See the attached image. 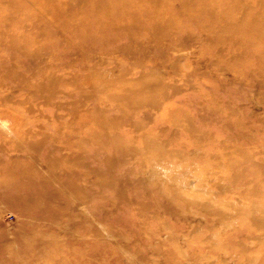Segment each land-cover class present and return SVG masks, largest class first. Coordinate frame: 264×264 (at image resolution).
Masks as SVG:
<instances>
[{"label":"rangeland","instance_id":"obj_1","mask_svg":"<svg viewBox=\"0 0 264 264\" xmlns=\"http://www.w3.org/2000/svg\"><path fill=\"white\" fill-rule=\"evenodd\" d=\"M64 1L0 0V264H264V0L152 43Z\"/></svg>","mask_w":264,"mask_h":264},{"label":"bare ground","instance_id":"obj_2","mask_svg":"<svg viewBox=\"0 0 264 264\" xmlns=\"http://www.w3.org/2000/svg\"><path fill=\"white\" fill-rule=\"evenodd\" d=\"M175 2H179L180 5L175 7L173 5ZM232 4L233 0H65L62 6L58 7V10L65 16L75 15V23L88 20L97 27L115 24L117 19L126 18L127 25L123 26V30L127 35L132 36L134 33L135 36L133 37L140 39L146 36L149 43H152L157 37L162 36L161 30H167L169 27H181L180 24H177L179 20H184L183 24H189L187 29L190 33H197L200 30L204 33L211 32L212 27L220 22L224 26L222 29H226L224 33L229 34V30L235 31L232 26V19L238 17L239 14L232 11ZM7 6L12 5L9 3ZM191 6L196 7V9L192 10ZM202 8L205 9L204 12L201 11ZM217 11L220 12L219 20L215 17ZM250 19L252 22L256 21L255 17H250ZM236 25L242 27L244 22H238ZM103 29L105 28H101V30ZM240 30H244V28ZM23 34L9 31L5 37L0 36V45L5 44L8 47V52L0 55L2 76L8 73L12 77L23 79L22 70L24 71L26 67L25 62L20 60L25 58L24 60L34 62L33 55H37L35 52H24L21 55L24 57L18 59L20 55L17 56L16 47L23 48L20 46L22 42L19 39ZM7 77H2L1 81L6 80ZM179 175H184V173ZM195 200L199 201V199ZM203 208L205 211H213L205 206ZM213 213L215 214L216 211Z\"/></svg>","mask_w":264,"mask_h":264}]
</instances>
